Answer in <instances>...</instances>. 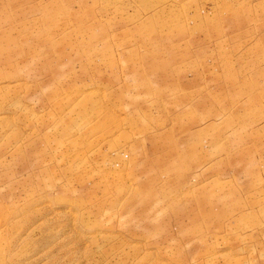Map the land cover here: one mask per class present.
<instances>
[{"label":"rangeland","instance_id":"obj_1","mask_svg":"<svg viewBox=\"0 0 264 264\" xmlns=\"http://www.w3.org/2000/svg\"><path fill=\"white\" fill-rule=\"evenodd\" d=\"M0 264H264V0H0Z\"/></svg>","mask_w":264,"mask_h":264}]
</instances>
